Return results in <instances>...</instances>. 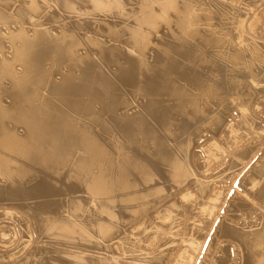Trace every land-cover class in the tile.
<instances>
[{
  "label": "bare ground",
  "instance_id": "obj_1",
  "mask_svg": "<svg viewBox=\"0 0 264 264\" xmlns=\"http://www.w3.org/2000/svg\"><path fill=\"white\" fill-rule=\"evenodd\" d=\"M15 3L0 10V203L38 200L44 264H264V0ZM61 189L101 203L59 220Z\"/></svg>",
  "mask_w": 264,
  "mask_h": 264
},
{
  "label": "rangeland",
  "instance_id": "obj_2",
  "mask_svg": "<svg viewBox=\"0 0 264 264\" xmlns=\"http://www.w3.org/2000/svg\"><path fill=\"white\" fill-rule=\"evenodd\" d=\"M12 2L15 3V0H0V10H3V5L4 7L7 8V13H10V9L13 4ZM245 2V0H232V5L234 7H232L233 9H236V7H239L238 5L240 3ZM179 3V2H178ZM11 4V5H10ZM181 4V3H179ZM15 5L17 6L18 3H15L13 5V9H15ZM17 8V7H16ZM23 16V15H22ZM173 17H169V18H164L163 21L160 22V25H164V23H167V26L169 28V30H165L162 29L161 31H159V36H163L166 33L172 34V36L176 35L177 29L176 27L173 25V21L172 19ZM24 18V16L22 17ZM170 20V21H168ZM172 23V24H171ZM27 25H29V22L25 19L21 20V23L18 24L17 26H19L20 29L23 30H27ZM97 26V25H96ZM8 27V26H7ZM0 28H3L0 25ZM92 31H96L95 29H92ZM263 33V32H261ZM149 35L152 36L154 35V32H149ZM226 39H233V46L236 47L237 50H239L241 48V46H245L247 44L246 38L243 37V30L242 28H240L238 31H233V30H229L226 33ZM92 36V34L90 35ZM262 38H264V33L261 35ZM153 39L150 38L148 39L147 45H148V50H152L153 48L150 46L153 43ZM5 43H8L7 41H3L0 43V45H4ZM222 43H220L219 45L221 46ZM186 47L183 46V48L181 49H185ZM214 49V48H213ZM147 50V51H148ZM211 52L213 53V50L211 49ZM84 53V52H80ZM94 54L96 52H93ZM0 57H1V53H0ZM48 69L50 67H47ZM20 68L18 67L17 70H19ZM67 70L64 69L63 72H66ZM258 72L257 70L254 71ZM79 73H77L78 75ZM57 79H59V76H56ZM263 80L262 77L255 79L256 85H259V83ZM6 85H9L8 82H6ZM36 98H40L42 100L43 96V92L41 90H37V92L34 94ZM228 97L227 100H232V98L236 97V93H228L226 95ZM7 96H5V98L2 100L3 103H9V100L6 98ZM45 99V97H44ZM233 101H235V99H233ZM139 103H134L132 104V106L128 109L127 114H134L136 112H138V108L137 105ZM208 112V111H207ZM101 125V124H100ZM10 128H12V124L8 125ZM102 126V125H101ZM104 126V125H103ZM19 132H22V130ZM108 132V131H105ZM207 134H205L206 136ZM204 135H202L201 137H199L198 139L202 138ZM196 140V139H195ZM106 146L103 147L102 150H106ZM101 150V152H103ZM100 152V153H101ZM115 154V152H113ZM261 155V154H260ZM257 161L254 160V162ZM239 171H238V170ZM231 170L233 172H231ZM229 172L233 173L231 175V177L229 178V180H227L226 182H223L224 186H226L227 188L230 187H235L236 183L240 181V179H237L234 184L233 181L235 180V177L239 176V178H242L243 174H238V172L240 173V167H233ZM236 170V171H235ZM235 171V172H234ZM237 174V175H236ZM210 178V176L208 177ZM61 194L58 195L59 196V201H60V206H59V210L60 212L58 213L59 215V220H73L74 217H78L81 214H84L87 211H91L93 210L94 206L96 204H100V201L95 200L96 198L94 197H88L86 199V201L84 202V195L83 192L78 191L76 193V197L78 198L77 203H73L71 201H69V194L68 191H65L63 189H61ZM234 192V191H233ZM242 193V190H241ZM231 194V193H230ZM10 203L9 201H4L2 200V202L0 203V253L3 257L4 260H6V258H8V256H10L11 258H14V260L17 264H44L45 260H43L44 257H42L41 255L38 254V249L35 247V245H29V239L32 237V235H30L31 231L29 229V219H32V222H37L35 219H33L34 217L32 216L31 212H33V210H38L40 209V204L38 202V200L36 199L35 202L30 203L29 205H24L21 204L20 202H17L15 207L16 208H11L10 206H8ZM38 205V206H37ZM226 209V206L224 205L223 209H221L219 214H223L224 210ZM2 211H11L14 215L12 216H5L2 213ZM28 213L31 214V216L28 215ZM35 225V224H34ZM56 224H53L47 228H45L44 230H37V235L40 236L41 238L44 236H49L51 235L50 233L53 232V229L55 228ZM13 227H20V229L18 230V232H16L15 235H13ZM37 226V225H35ZM30 231V232H29ZM67 239L71 240V236L69 235L68 237H66ZM63 241H65L63 239ZM70 241L67 240V242H63L60 246L61 247H70L69 246ZM63 252V251H61ZM9 261V260H8ZM7 262L4 261V264H6ZM3 264V263H2Z\"/></svg>",
  "mask_w": 264,
  "mask_h": 264
}]
</instances>
